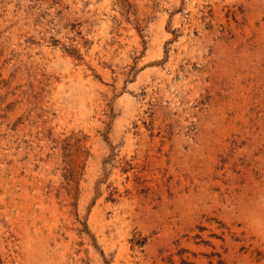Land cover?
<instances>
[{
  "label": "rangeland",
  "instance_id": "rangeland-1",
  "mask_svg": "<svg viewBox=\"0 0 264 264\" xmlns=\"http://www.w3.org/2000/svg\"><path fill=\"white\" fill-rule=\"evenodd\" d=\"M0 264H264V0H0Z\"/></svg>",
  "mask_w": 264,
  "mask_h": 264
}]
</instances>
